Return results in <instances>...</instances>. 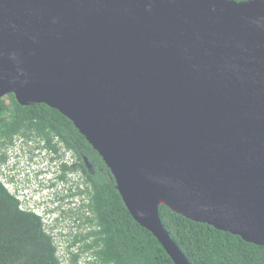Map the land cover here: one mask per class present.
Wrapping results in <instances>:
<instances>
[{"label": "water", "instance_id": "water-1", "mask_svg": "<svg viewBox=\"0 0 264 264\" xmlns=\"http://www.w3.org/2000/svg\"><path fill=\"white\" fill-rule=\"evenodd\" d=\"M10 94L73 123L174 264L152 191L264 246V0H0Z\"/></svg>", "mask_w": 264, "mask_h": 264}, {"label": "trees", "instance_id": "trees-1", "mask_svg": "<svg viewBox=\"0 0 264 264\" xmlns=\"http://www.w3.org/2000/svg\"><path fill=\"white\" fill-rule=\"evenodd\" d=\"M0 135L7 138L0 143V164L6 161L7 145L18 135L44 140L53 153L58 142L77 163L75 167L62 165L61 171L81 173L85 187L80 195H87V203L83 199L80 207L86 211L84 221L95 227L83 237L92 238L85 244V251L92 255L90 264H174L157 239L132 218L98 152L58 110L45 104L22 105L13 94L4 96L0 99ZM59 179L65 182L62 175ZM21 205L0 181V264H61L44 218ZM158 215L189 264H264V246L189 220L164 205L158 207Z\"/></svg>", "mask_w": 264, "mask_h": 264}, {"label": "rangeland", "instance_id": "rangeland-1", "mask_svg": "<svg viewBox=\"0 0 264 264\" xmlns=\"http://www.w3.org/2000/svg\"><path fill=\"white\" fill-rule=\"evenodd\" d=\"M14 146H10L4 150L6 161L5 163L0 165V180L6 185L10 193L15 194L18 196L20 201L22 202L21 208L30 209L33 208L39 212L41 216H43L45 223H46V231L51 234L55 246L57 248V256L61 262V264H90L92 261V255L89 250L85 251V244L91 243L92 238H83L86 234L91 232L95 227L89 223L84 221V212L80 207L81 201H86L87 203V195L85 194L84 197H81V192L85 187L83 183H79L76 181L81 176L77 175L74 172V175L69 178L70 171H63L62 176L65 179V182L62 184L61 187L63 188H71L70 191L66 190L65 192L60 190L55 192L52 190L50 192H46L48 196L41 197L37 195L36 201H40L41 205L39 208H34L36 203L27 202V199L33 195V192L24 185L23 188H20L15 191V186L20 183L24 173L16 174L15 177L13 173L19 172L20 169L17 168L14 172H11L10 168L17 164L16 167H21L25 173L28 174L26 179H31L32 176L28 173L31 170H38L40 168L49 169L52 171H56V169H51L49 167V163L47 161H35L30 162L28 160V144L25 142H21L16 140ZM26 142H31V140H27ZM60 152L63 154V150L60 149ZM61 159H65L62 157ZM16 169V168H15ZM53 174V173H52ZM75 181L76 187H70L71 184L67 183L66 181ZM32 184L30 186L32 187ZM21 187V186H20ZM30 188V187H29ZM65 194H72L73 197L70 198V202L67 204H61L55 208L54 212L52 213H45L44 210L47 209L49 199L64 197ZM47 200L46 202H43ZM38 203V202H37ZM76 256L77 258L74 260L73 257Z\"/></svg>", "mask_w": 264, "mask_h": 264}, {"label": "clouds", "instance_id": "clouds-1", "mask_svg": "<svg viewBox=\"0 0 264 264\" xmlns=\"http://www.w3.org/2000/svg\"><path fill=\"white\" fill-rule=\"evenodd\" d=\"M28 140H30V139H28ZM20 141L23 143L25 142V144H28V147H29L28 148V160L30 162H35L38 160L50 162L49 167L52 170L56 169V171H52V173H53L52 174L49 171V169H45V168H40L38 170H31L28 173L31 174L32 178L26 179V176H28V174L25 173L24 170L21 169V167H16V165L19 164V161H17V164H14V166L11 167L10 170H11V172H14L15 170H17V168L20 169L19 172L13 173L14 177L16 174H21L22 172L24 173V175H23L20 183L15 186L16 187L15 191L20 189V188H23L24 185H26V187H28V189H30L33 192V194L35 193V195H33L27 199V202L36 203L34 208H39L41 205V202L34 200V199H37V195H40L41 197H43V196L45 197V195L48 196L46 194V192H50L52 190H55V192H58L60 190H62L64 192L66 190H68V191L71 190V188L65 189V188L61 187L64 182L59 179V177L62 175V171H61L62 165H67L68 167H72L73 161L71 160V155L69 152L65 153L66 155H65L64 160L60 159L58 161L56 159L55 154L46 147L44 140H38V139L33 138L31 140V142H26L27 141L26 139H21ZM70 175L71 176H69V178L72 177V175H74V172H71ZM76 181L79 183V186H81L80 183H83V181L80 178H78ZM66 182L70 183L68 180ZM1 183L3 184L5 189L10 193V191L8 190L6 185L2 181H1ZM31 183H33L32 187L30 186ZM70 184H71L70 187H76L77 186L75 184V181H73V180L71 181ZM10 194L15 196V198H17L20 201L18 196H16L13 193H10ZM71 197H73L72 194H70V195L65 194L64 197H59V198L55 197L53 199H49L47 209L44 210V212L45 213L54 212L55 208L58 207L59 205L69 203ZM81 197L83 198V195H81ZM43 202L47 203V200H44ZM28 210L39 214V212L33 208H30Z\"/></svg>", "mask_w": 264, "mask_h": 264}, {"label": "bare ground", "instance_id": "bare-ground-1", "mask_svg": "<svg viewBox=\"0 0 264 264\" xmlns=\"http://www.w3.org/2000/svg\"><path fill=\"white\" fill-rule=\"evenodd\" d=\"M150 198L152 200H154L155 198L161 200L162 201L161 203L167 205L168 207L172 208L173 210H175L176 212L180 213L183 216H187L190 218H196L197 217L193 212L189 211L186 208H183L182 206H180L179 204L174 202V200H172L171 198H169L168 196H166L160 192L152 191L150 193Z\"/></svg>", "mask_w": 264, "mask_h": 264}, {"label": "flooded vegetation", "instance_id": "flooded-vegetation-1", "mask_svg": "<svg viewBox=\"0 0 264 264\" xmlns=\"http://www.w3.org/2000/svg\"><path fill=\"white\" fill-rule=\"evenodd\" d=\"M17 137V138H16ZM21 139H25V138H23V137H21V136H14V143L13 144H11V145H7V148L8 147H10V146H14L15 145V143L17 142L16 140H18V141H20ZM7 140V138L6 137H2L1 135H0V143H2V142H5ZM26 140H28V139H26ZM54 145H55V149H56V152H54V154H55V156H56V159L59 161L62 157H65V151H64V149H62V147H61V144L60 143H58V142H55L54 143ZM60 149H62L63 150V154L60 152ZM2 150V149H1ZM2 152V151H1ZM0 152V156H1V153ZM7 159V158H6ZM63 160V159H62ZM71 160L73 161V163L75 162L74 160H73V158H71ZM5 163V162H4ZM76 164L77 163H74V164H72V166L73 167H75L76 166ZM80 164V161H78V165ZM75 173H77V175H80L81 176V173H80V171L78 170L77 172H75ZM80 178V177H79Z\"/></svg>", "mask_w": 264, "mask_h": 264}]
</instances>
